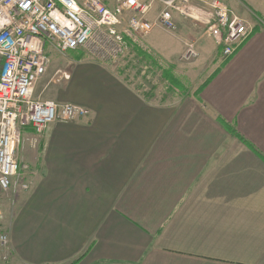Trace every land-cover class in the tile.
Segmentation results:
<instances>
[{
	"label": "crops",
	"instance_id": "1",
	"mask_svg": "<svg viewBox=\"0 0 264 264\" xmlns=\"http://www.w3.org/2000/svg\"><path fill=\"white\" fill-rule=\"evenodd\" d=\"M227 5L251 27L229 59L181 18L114 66L65 54L75 67L57 74L71 81L48 99L91 114L41 138L23 129L18 176L0 190V264H264V0ZM190 40L204 67L185 82ZM135 67L179 86L155 102ZM49 72L36 89L56 86Z\"/></svg>",
	"mask_w": 264,
	"mask_h": 264
},
{
	"label": "built area",
	"instance_id": "2",
	"mask_svg": "<svg viewBox=\"0 0 264 264\" xmlns=\"http://www.w3.org/2000/svg\"><path fill=\"white\" fill-rule=\"evenodd\" d=\"M193 2L117 0L112 9L106 0H0V190L8 192L18 176L24 128L31 127L41 138L54 123L91 114L78 104L35 98L36 85L51 67L47 45L60 53L84 50L93 59L114 66L132 46L151 53L147 37L159 28L176 32L181 18L203 26L222 57L231 58L249 35V23L224 2ZM156 4L159 12L150 20ZM199 58L197 42H186L180 62ZM59 73L57 82L71 79L69 74ZM0 242L7 248L8 237L1 236Z\"/></svg>",
	"mask_w": 264,
	"mask_h": 264
},
{
	"label": "rangeland",
	"instance_id": "3",
	"mask_svg": "<svg viewBox=\"0 0 264 264\" xmlns=\"http://www.w3.org/2000/svg\"><path fill=\"white\" fill-rule=\"evenodd\" d=\"M199 1L200 2H212L215 0H194V2H193L194 5H198ZM217 1L225 2V3L227 1L230 2V0H217ZM200 32L205 33V30H201ZM46 52L48 53L49 57L51 58V63H52L51 68L49 69V71H50L49 74H51L52 78H54V82L56 83V86H54V88L50 92L47 91L46 93L42 92L43 90H41L38 86L35 94H36L37 98H40L41 100L43 99L45 101H49L48 98H51V97L52 98L53 97H62L63 98L62 93H61V88H63V86H64L63 82H66V80H61L60 82L59 81L57 82V80L59 79V77L61 75L60 73L57 74V71L64 69L66 71H69V74H71L75 65L67 64V62L65 60V59H67L65 57L66 53H60V52L56 51L51 45H47ZM56 52H57V54H56ZM69 52H72V51H69ZM77 52H79V51H77ZM80 53L82 54L83 58H92L93 59V57H91L84 50H81ZM195 62L196 61L189 62V63H183L184 65H186L188 67L181 68V70L179 68V70H177V72H176L177 76L181 77L182 79H184L185 82H187L186 76L188 75L190 70L197 69L196 74L200 73L204 66H202V65L193 66ZM66 71H65V73H67ZM145 72L146 71L143 68H140V67L136 68L135 67L133 75H134V73H136V76H137L136 78L139 81V83H142L145 86V89L149 94H151V93L153 94L151 100H153L155 102H159V103H162L164 100H169L168 97H169V95L172 94L171 91L175 90V89L169 82H167L164 79L162 72H157L154 75H150V74L148 75V73H145ZM68 81H71V79ZM66 93H68V92H66ZM66 103H71V102L66 101Z\"/></svg>",
	"mask_w": 264,
	"mask_h": 264
},
{
	"label": "trees",
	"instance_id": "4",
	"mask_svg": "<svg viewBox=\"0 0 264 264\" xmlns=\"http://www.w3.org/2000/svg\"><path fill=\"white\" fill-rule=\"evenodd\" d=\"M164 79L169 82L174 88L176 86H179L178 82L176 81V79L172 76V74L170 72H166L164 74Z\"/></svg>",
	"mask_w": 264,
	"mask_h": 264
}]
</instances>
